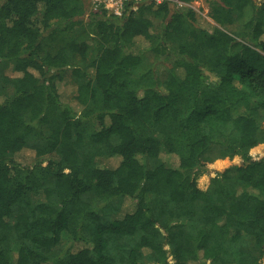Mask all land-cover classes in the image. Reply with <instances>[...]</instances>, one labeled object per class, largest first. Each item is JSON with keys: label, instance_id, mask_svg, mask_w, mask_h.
Segmentation results:
<instances>
[{"label": "trees", "instance_id": "1", "mask_svg": "<svg viewBox=\"0 0 264 264\" xmlns=\"http://www.w3.org/2000/svg\"><path fill=\"white\" fill-rule=\"evenodd\" d=\"M181 1L0 0V264H264V3Z\"/></svg>", "mask_w": 264, "mask_h": 264}, {"label": "rangeland", "instance_id": "2", "mask_svg": "<svg viewBox=\"0 0 264 264\" xmlns=\"http://www.w3.org/2000/svg\"><path fill=\"white\" fill-rule=\"evenodd\" d=\"M214 0H194L192 1L191 7L195 10L196 12V16L198 18H200L201 20H206V21H210L212 22L211 18L208 16L209 10H210V5ZM258 3H264V0H256ZM87 6L88 8V12L91 11V7H90V0H86ZM75 35H77L78 37H85L86 35H88L87 33L84 32L83 29L81 28H77L75 29ZM92 44V42H91ZM144 56H145V60L147 62H153L155 61V57L152 55V52L149 51H144ZM159 63V62H157ZM2 70L4 73L11 75L13 72V65L11 62H6L2 65ZM164 69L160 70V74L161 76H163L164 74ZM74 83V80L72 78V76L69 73V70L67 69L64 72V76H63V80H62V85H63V92H62V99L65 101L67 99V94H68V89L69 87ZM252 154H256L259 157H264V142L260 143L259 145H257L252 151ZM98 163L100 166H107L108 165V160L107 158L103 157V158H98L97 159ZM238 161V157L235 156L233 157V159L228 160V159H216L215 161H213L209 167L208 170L202 174H199L196 178V183L197 186L200 189L206 190L209 187V182H210V178L211 176H214L216 171L222 170L225 167H227L230 163L232 162H236ZM169 165H174L173 162H168Z\"/></svg>", "mask_w": 264, "mask_h": 264}, {"label": "built area", "instance_id": "3", "mask_svg": "<svg viewBox=\"0 0 264 264\" xmlns=\"http://www.w3.org/2000/svg\"><path fill=\"white\" fill-rule=\"evenodd\" d=\"M142 1H154L156 3H160L164 0H90L91 11L97 12L101 9L106 10L109 13L121 15L124 10L125 2H134L139 3ZM171 3V5L176 6L177 8L183 6H189L187 3L181 0H167Z\"/></svg>", "mask_w": 264, "mask_h": 264}]
</instances>
